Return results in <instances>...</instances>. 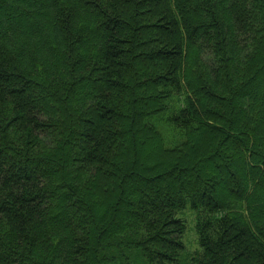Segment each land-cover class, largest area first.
Instances as JSON below:
<instances>
[{"label":"trees","instance_id":"1","mask_svg":"<svg viewBox=\"0 0 264 264\" xmlns=\"http://www.w3.org/2000/svg\"><path fill=\"white\" fill-rule=\"evenodd\" d=\"M263 91L264 0H0V264H264Z\"/></svg>","mask_w":264,"mask_h":264},{"label":"rangeland","instance_id":"2","mask_svg":"<svg viewBox=\"0 0 264 264\" xmlns=\"http://www.w3.org/2000/svg\"><path fill=\"white\" fill-rule=\"evenodd\" d=\"M264 94V91H263ZM261 93V95H263ZM33 95V96H32ZM33 100L38 99L35 94L32 92ZM44 96V94H41ZM160 115V114H159ZM162 117V115H160ZM160 117H155L153 122L158 125L159 129L161 130L164 140L166 144L170 145L173 143V132L170 127H168L164 122L160 121ZM176 216L180 217L185 223V229L182 234V240L184 242V250L182 251L181 257H185L186 261L185 264H190L192 256L195 254L194 251L200 250V245L198 243V230H197V217L195 211L189 207V203L187 202L186 205L181 208L177 213ZM135 259H129L125 261V264H135ZM170 264V263H166Z\"/></svg>","mask_w":264,"mask_h":264}]
</instances>
